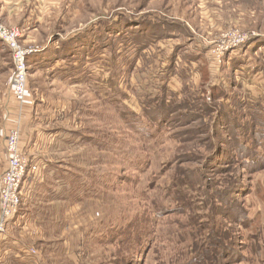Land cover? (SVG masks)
<instances>
[{
	"label": "rangeland",
	"instance_id": "374dc122",
	"mask_svg": "<svg viewBox=\"0 0 264 264\" xmlns=\"http://www.w3.org/2000/svg\"><path fill=\"white\" fill-rule=\"evenodd\" d=\"M0 26L33 51L18 101L0 41V176L11 128L69 173L36 180L0 264H264V0H0Z\"/></svg>",
	"mask_w": 264,
	"mask_h": 264
},
{
	"label": "built area",
	"instance_id": "2783aa9c",
	"mask_svg": "<svg viewBox=\"0 0 264 264\" xmlns=\"http://www.w3.org/2000/svg\"><path fill=\"white\" fill-rule=\"evenodd\" d=\"M0 41L14 56V99L23 101L26 80V58L33 51L23 50L18 43L17 32L0 26ZM20 130L9 129L5 136L4 149L7 157L5 171L0 176V236L7 231L11 220L22 205L23 187L26 184L30 160L20 148Z\"/></svg>",
	"mask_w": 264,
	"mask_h": 264
},
{
	"label": "crops",
	"instance_id": "0c3cea01",
	"mask_svg": "<svg viewBox=\"0 0 264 264\" xmlns=\"http://www.w3.org/2000/svg\"><path fill=\"white\" fill-rule=\"evenodd\" d=\"M63 133L64 132L62 133L59 132L51 137L53 138L54 141L55 140L58 141V137L60 136V134H63ZM38 134H39V137L40 136L44 137L43 135H41L40 131L38 132ZM32 140H33V143H32L33 145H31L32 147L30 146V148H28L26 152L30 160V165H29L28 178H27L26 184L23 187L22 205L18 212L17 221H18L19 229H23V225H22L23 221H26L27 226H28L29 224L28 221L33 220V218H36V193H37L36 192V185H37L36 180H39L38 182L39 186L44 184L41 178V176L44 173L48 176V178L51 177V178L60 179L57 181H52L53 183H56V184L60 181L63 182V181L69 180V178L65 177L66 175L69 174L68 171L66 170L60 171L59 169L60 166L59 167L57 166L58 164H56L53 160L45 159L44 156L40 154L44 151L43 149H41L42 152L36 149V136L35 138L32 136ZM61 179H64V180H61ZM43 188H47V186L46 187L44 186ZM20 215H22V217Z\"/></svg>",
	"mask_w": 264,
	"mask_h": 264
},
{
	"label": "trees",
	"instance_id": "16d2710c",
	"mask_svg": "<svg viewBox=\"0 0 264 264\" xmlns=\"http://www.w3.org/2000/svg\"><path fill=\"white\" fill-rule=\"evenodd\" d=\"M48 53H50V52H48ZM48 53H46V54H41V55H38L37 56V60L35 61V63H37L38 65H43L44 63H45V60L47 61V63L48 62H51V61H53V58L50 56V55H48ZM36 55V54H35ZM34 55V56H35ZM72 55V54H71ZM51 57V58H48V57ZM36 57V56H35ZM57 59V58H56ZM55 59V60H56ZM213 94H215V92L213 93ZM214 98H215V96H214ZM214 100H216V99H214ZM193 102H195V101H193ZM207 108V107H206ZM186 109H187V107H185V106H178L176 109H174L173 110V113H176V118L175 119H177L178 121H182V120H184V119H187V118H191L193 115H190V113H188V112H184V111H186ZM160 110H162V111H164V109H160ZM206 110H208L207 112L208 113H210L209 111H211V110H209V109H206ZM203 112H206V111H203ZM163 113V112H162ZM180 113H181V115H180ZM211 114H214V111L213 112H211ZM197 117L199 118V119H203L201 116H199V114H197ZM197 118V119H198ZM230 123L226 120V116H225V113L224 112H222V110H219L218 111V113H217V117H216V120H215V123L214 124H212L211 126H208V128L207 129H209L210 130V132H208V134H207V137H208V139H211L212 141H214V139L216 138V137H218V133H219V127H222L223 129H226L227 131L229 130V128H230V125H229ZM232 127L234 128V130L232 129L231 130V132H232V134H233V140H234V146H236L237 148H238V152H239V154H240V161H241V166L244 168V169H248V170H251L252 168H255V166H254V164H256L255 162H254V155H253V152L252 151H250V152H248V151H245V152H242V144H241V142H239V137H238V135H237V130H243V126H240V125H238V124H236V123H233V125H232ZM254 127V125H252V128ZM212 129V130H211ZM215 137V138H214ZM231 137V138H232ZM238 152H236V153H238ZM212 186V185H211ZM251 188H252V186H251ZM253 189V188H252ZM213 193H211L210 191H209V193H211L212 195V197L216 200V201H220L223 205H224V208H225V211H227V212H229V211H232V209H234V208H232L231 206H232V204H230L229 202H228V200H226V198L223 196V195H220V193H219V191L215 188V191H212ZM235 211V210H234ZM226 212V213H227ZM237 212H241V213H239V215H238V219L236 220L237 221V224H238V226L243 222V221H245L247 218H248V215H249V208L248 209H245V210H243V211H237ZM224 228H222V230H223ZM219 243L221 242V240H220V238H218L217 237V239H216ZM234 254V253H233ZM231 256V255H230ZM241 260L240 261H244L243 260V258H240Z\"/></svg>",
	"mask_w": 264,
	"mask_h": 264
}]
</instances>
